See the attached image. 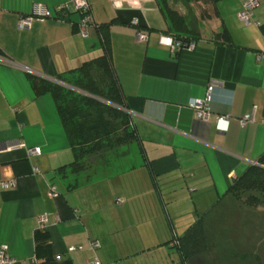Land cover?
<instances>
[{
	"label": "crops",
	"instance_id": "0c3cea01",
	"mask_svg": "<svg viewBox=\"0 0 264 264\" xmlns=\"http://www.w3.org/2000/svg\"><path fill=\"white\" fill-rule=\"evenodd\" d=\"M73 1L0 0V181L17 183L0 189V247H9L15 264L45 263V247L38 257L35 236L38 217L48 214L54 264L95 258L102 264H199L214 257L220 264H263L251 240L264 234V219L227 191L264 161V0L250 25L238 17L246 0L211 5L212 27L191 39L193 51L159 43L170 29L160 0H88L94 25L87 34L81 13L71 11ZM38 5L55 17L20 31V17ZM102 26H108L112 65L138 141L94 169L92 180L69 189L76 177L64 179L59 169L74 155L53 98L37 95L29 75L57 83L103 56ZM224 29L229 41L215 40ZM139 31L147 42L138 41ZM212 83V111L203 122L189 102L204 98ZM250 114L255 122L242 127L240 118ZM221 115L230 116L225 131L216 122ZM16 142L41 147L42 155L10 150ZM201 220L208 250L187 261L179 239ZM95 241L100 246L92 250ZM73 246L85 249L69 252Z\"/></svg>",
	"mask_w": 264,
	"mask_h": 264
},
{
	"label": "trees",
	"instance_id": "16d2710c",
	"mask_svg": "<svg viewBox=\"0 0 264 264\" xmlns=\"http://www.w3.org/2000/svg\"><path fill=\"white\" fill-rule=\"evenodd\" d=\"M206 1L216 9V5L223 0ZM159 4L170 24L168 35L184 41L197 38L195 36L197 32L189 28L184 15L172 7L168 0L159 1ZM106 27L100 28L106 53L84 63L80 68L72 70L68 76L58 77L59 81L66 82L73 89L29 75L32 88L37 95H50L53 98L74 155V161L69 166L59 169V173L64 179L69 176L76 177V180L69 185V189H76L93 179L94 171L93 173H90V170L84 172L87 159L102 153L116 152L120 148L138 141L137 132L133 127L130 114L126 111L125 97L112 65ZM214 39L229 41L226 29L217 33ZM69 76L70 78H66ZM117 157L118 154L114 153V157L111 159L114 160ZM83 175H85V179ZM249 191L264 192L263 160L251 166L246 173L235 180L227 194L240 200V194ZM259 201L254 198L245 202V205L256 207L259 205ZM35 240L38 257L42 254L40 253L41 248L45 247L44 256L47 260L43 264H54L52 256L47 250L49 249V235L40 230L36 233ZM179 242L180 251L187 261L199 253L207 251L208 244L202 220L189 229L185 236L179 239Z\"/></svg>",
	"mask_w": 264,
	"mask_h": 264
},
{
	"label": "built area",
	"instance_id": "2783aa9c",
	"mask_svg": "<svg viewBox=\"0 0 264 264\" xmlns=\"http://www.w3.org/2000/svg\"><path fill=\"white\" fill-rule=\"evenodd\" d=\"M260 5V0H246L243 4V8L239 13V19L246 25L252 24V16L254 9ZM71 11H76L81 13V32L82 34H87V28L91 25H94V18L91 12V8L88 0H74ZM55 14L49 10L48 8L38 5L35 7L33 14L21 16L18 21V29L20 31L29 30L32 26L33 21L35 20H46L54 18ZM134 25H137V21L133 22ZM256 25H260L259 22L255 23ZM138 41L139 42H147L148 35L144 32L139 31L138 33ZM159 43L162 46H165L172 51L175 50H187L193 51L196 48V44L194 41H184L183 39H178L173 37L172 35L162 34L159 38ZM214 90V83L210 84L207 88L206 95L204 98L200 99H192L189 102V106L194 110L196 117L203 121L208 122L211 114V103H212V93ZM229 115H221L217 118V124L219 129L225 131L227 129L229 123ZM240 124L242 127H245L251 122H255V118L253 114L243 116L240 118ZM10 150L16 149H25L30 156H41L42 148L41 147H28L24 142H16L13 145L9 146ZM17 183L15 181L3 182L0 181V189L9 190L16 188ZM50 196L52 198H57L59 196L55 187H51ZM121 200H118L120 203ZM49 222L48 214H43L38 217L39 230L46 231L47 225ZM100 246L98 241L92 242L90 248L95 250ZM85 248L83 246L79 247H70L69 252H78L83 251ZM15 260L11 258L9 255V247L7 245H2L0 247V264H15ZM91 264H102V262L95 258Z\"/></svg>",
	"mask_w": 264,
	"mask_h": 264
},
{
	"label": "rangeland",
	"instance_id": "374dc122",
	"mask_svg": "<svg viewBox=\"0 0 264 264\" xmlns=\"http://www.w3.org/2000/svg\"><path fill=\"white\" fill-rule=\"evenodd\" d=\"M162 0H160L161 2ZM168 3L172 6V7H177L178 9H180L184 14L185 19L187 20L188 26L190 29L194 30L195 32H199V33H203L206 34L208 31L210 30V28L212 27L213 22L211 23L208 17L212 16V4L206 0H199V1H193V0H168ZM66 78H70L66 77ZM54 83V82H52ZM56 84H59L62 87L65 88H72L69 84H67L66 82H57ZM73 89V88H72ZM114 153L118 154V150L116 152L113 153H102V154H98L94 157H90L89 159L86 160V170L84 171L85 173L87 171H91L90 173H93L94 169L96 170V168L98 167H102L103 165H108L109 163L112 162L114 157ZM115 161V160H114ZM84 179H85V175H83ZM93 177V175H92ZM83 179V180H84ZM254 198L259 199V205L256 207H248L247 205H245V202L252 200ZM236 199V198H235ZM236 201L239 202V204L241 206L247 207V208H251L252 210H255L257 212H259L258 214L260 215L261 219H264V192H260V191H249V192H244L240 194V200L236 199ZM262 232H264V230H262ZM256 234V232H255ZM257 236V235H256ZM261 238L258 240H251L252 245H255L256 250H258V248L261 250V252L263 253V256L261 257L264 264V234L260 235ZM260 244V246H258ZM258 246V247H257ZM256 252V251H253ZM255 257H257V255H255ZM247 258H249L247 256ZM254 258V257H252ZM204 259H202V261L199 264H220L216 257L214 258H210V260L208 262L205 263V261H203ZM256 261V260H255ZM255 261L251 260L250 263L254 264ZM248 263V262H246ZM249 263V264H250Z\"/></svg>",
	"mask_w": 264,
	"mask_h": 264
}]
</instances>
